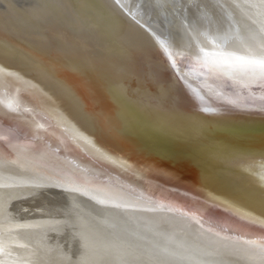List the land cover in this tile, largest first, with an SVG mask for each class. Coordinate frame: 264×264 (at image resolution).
<instances>
[{
    "label": "bare ground",
    "instance_id": "obj_1",
    "mask_svg": "<svg viewBox=\"0 0 264 264\" xmlns=\"http://www.w3.org/2000/svg\"><path fill=\"white\" fill-rule=\"evenodd\" d=\"M260 60L264 0H0V264H264Z\"/></svg>",
    "mask_w": 264,
    "mask_h": 264
},
{
    "label": "snow or ice",
    "instance_id": "obj_2",
    "mask_svg": "<svg viewBox=\"0 0 264 264\" xmlns=\"http://www.w3.org/2000/svg\"><path fill=\"white\" fill-rule=\"evenodd\" d=\"M161 49L166 53L169 61L172 64V67L174 70L179 71V69H177V62H176V57L179 56L180 58H183L184 53L183 52H176L174 53L172 48H170L169 46L165 45L162 42H159ZM201 52L203 53V49H201ZM206 55V54H204ZM204 65L207 66L206 61H203ZM251 63H257L259 64V66L261 68H264V60H260V61H251ZM211 70V69H210ZM15 73L12 72H7V76H15ZM4 76H5V69L0 68V88H5V80H4ZM180 78L183 79V75L182 73H180ZM19 104V92L18 89L7 96V98H5L4 96L0 95V105H5L6 107H8L9 109H13L14 105H18ZM261 167H264V164L261 165ZM262 180H264V176H262ZM235 195H237L238 197H243L245 194L242 192H238ZM261 252H264V246L261 247L260 249Z\"/></svg>",
    "mask_w": 264,
    "mask_h": 264
}]
</instances>
